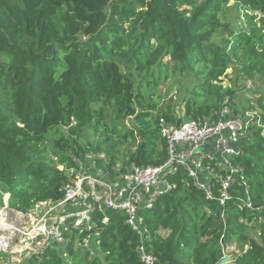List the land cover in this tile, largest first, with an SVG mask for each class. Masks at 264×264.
Returning a JSON list of instances; mask_svg holds the SVG:
<instances>
[{"label":"trees","instance_id":"trees-1","mask_svg":"<svg viewBox=\"0 0 264 264\" xmlns=\"http://www.w3.org/2000/svg\"><path fill=\"white\" fill-rule=\"evenodd\" d=\"M232 1L241 24L222 19ZM0 54L9 59L0 66V206L8 195L17 212L62 200L66 171L79 169L74 159L107 153L112 169L120 154L123 171L162 165L159 119L179 123L180 104L194 120L225 106L238 114L235 91L222 85L229 69L234 83L259 81L253 102L264 126V0H0ZM166 58L171 76L200 82L186 86L182 102L156 93L170 77ZM55 129L62 132L50 155ZM262 131L252 127L253 139L241 145L244 179L224 206L180 170L171 179L177 189L142 213L143 243L157 264H221L235 244L231 264H264ZM94 220L101 257L90 259L73 240L68 258L50 248L26 264H143L141 237L125 214L103 210Z\"/></svg>","mask_w":264,"mask_h":264},{"label":"built area","instance_id":"built-area-1","mask_svg":"<svg viewBox=\"0 0 264 264\" xmlns=\"http://www.w3.org/2000/svg\"><path fill=\"white\" fill-rule=\"evenodd\" d=\"M249 113L232 116L230 108L225 106L220 112L197 120L185 121L184 114L183 117L177 114L179 123L161 117L160 134L167 149V159L162 165L131 164L123 171L121 166L110 169V159L105 154L89 155L85 160L91 159L89 168L96 170V176L83 170V160L74 159L79 169L71 170V182L58 202L38 203L28 213H21L10 208L7 195L0 206V221L5 220L0 225V231L5 233L0 253L14 255L22 260L20 264L50 248L58 249L68 258L66 251L74 240V246L90 259L101 257V233L93 231L94 218L103 210H111L125 214L126 223L140 235L137 252L142 263L157 264V258L143 243L148 231L142 213L152 209L161 196L177 189V183L171 179L180 170L208 199L217 198L224 206L231 188L244 179V168L236 164L242 155L241 145L253 139L252 127L262 128L264 136L262 110L260 114ZM97 160L102 162L101 166ZM60 169L65 170L62 166ZM101 223L106 225L108 219ZM77 235L82 236L75 239ZM5 256L4 264H10Z\"/></svg>","mask_w":264,"mask_h":264},{"label":"rangeland","instance_id":"rangeland-1","mask_svg":"<svg viewBox=\"0 0 264 264\" xmlns=\"http://www.w3.org/2000/svg\"><path fill=\"white\" fill-rule=\"evenodd\" d=\"M221 16L224 21L229 22L231 24H241L242 23V18H241L242 12L239 10L237 6H235L233 1L230 2L229 5L226 6L222 10ZM8 62H9L8 57L4 54H0V66L8 64ZM164 62L166 63V69L170 77L164 85H161L158 87L156 93L158 94V96H162V98H164L166 102L169 99H173V102H176V103L179 102V100L182 102V99L184 97H188L186 86H189V84H195V83H200V82L192 81L194 80L193 76H190L189 79L180 78L177 76L175 77L174 75L171 76L172 68L170 66L169 58H166ZM222 79H223L222 85L224 87H231L235 91L236 107L239 110L238 115L243 116L245 113H249V112H250L249 114H255V113L260 114L261 109L258 106H256L253 102V100L258 99L260 97V94L263 92V89H261L260 85L258 84L259 82L258 80L254 78H247V79H241L237 83H234L232 82V80H234L232 69H229L226 72L224 78ZM147 80L148 79H146V81ZM190 88L191 87H189V89ZM248 106H254V108L250 109ZM177 110H179L177 114L180 117H183V114L185 112L184 106H182V104L178 105ZM231 115L232 116L236 115L233 110H231ZM189 120H190L189 118H185V121H189ZM127 124L130 125L131 124L130 121ZM110 125L112 127L113 124H110ZM61 132L62 131L59 129L53 130L50 140L46 143V148L48 149L50 155L53 154L52 143L55 138L59 137ZM105 155L107 156V153H105ZM121 158L122 156L120 154L118 156L116 155V162L118 166H121L123 163V160ZM89 160H83L82 162L83 170L87 171L92 176H96V172H95L96 170L94 171L91 168H89L92 166V163ZM62 168L65 169L64 166H62ZM66 172L69 176L71 175V171L70 172L66 171ZM3 198L5 199L6 196H4ZM4 236H5V233H3V230L0 231V237H1L0 244L1 242L5 241ZM238 253H240V250L237 248L236 244L228 247L226 254L227 256L230 257L229 264H231V261L233 260V255L238 254ZM5 258H6V262H8V260L11 261L10 264H20V262L22 261V260H18L17 257L9 253H7V256H5Z\"/></svg>","mask_w":264,"mask_h":264},{"label":"water","instance_id":"water-1","mask_svg":"<svg viewBox=\"0 0 264 264\" xmlns=\"http://www.w3.org/2000/svg\"><path fill=\"white\" fill-rule=\"evenodd\" d=\"M233 261V260H232ZM231 261V262H232ZM229 262H230V257L229 256H225L224 258H223V260L221 261V264H229Z\"/></svg>","mask_w":264,"mask_h":264},{"label":"bare ground","instance_id":"bare-ground-1","mask_svg":"<svg viewBox=\"0 0 264 264\" xmlns=\"http://www.w3.org/2000/svg\"><path fill=\"white\" fill-rule=\"evenodd\" d=\"M4 221H5V220H4V218H3V221H0V225H1V224L4 225V224H5ZM0 238H1V237H0Z\"/></svg>","mask_w":264,"mask_h":264}]
</instances>
